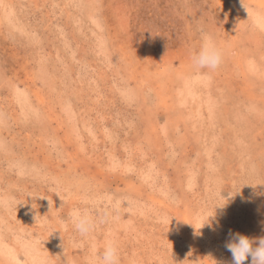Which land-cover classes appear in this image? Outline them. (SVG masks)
<instances>
[{"label": "rangeland", "instance_id": "374dc122", "mask_svg": "<svg viewBox=\"0 0 264 264\" xmlns=\"http://www.w3.org/2000/svg\"><path fill=\"white\" fill-rule=\"evenodd\" d=\"M230 230L264 236V0H0V264H231Z\"/></svg>", "mask_w": 264, "mask_h": 264}, {"label": "clouds", "instance_id": "9594fccd", "mask_svg": "<svg viewBox=\"0 0 264 264\" xmlns=\"http://www.w3.org/2000/svg\"><path fill=\"white\" fill-rule=\"evenodd\" d=\"M190 62L196 72L207 70L205 74L211 73L223 63V51L211 35L203 33L199 49L190 52ZM69 219L81 236H87L96 227V220L87 210L73 209L69 213ZM224 246L231 253V264H245L249 257L251 264H264V236L250 237L230 230ZM90 264H120V252L116 242H107L99 253L94 251Z\"/></svg>", "mask_w": 264, "mask_h": 264}, {"label": "bare ground", "instance_id": "6f19581e", "mask_svg": "<svg viewBox=\"0 0 264 264\" xmlns=\"http://www.w3.org/2000/svg\"><path fill=\"white\" fill-rule=\"evenodd\" d=\"M261 1V0H260ZM27 62V61H26ZM28 65V64H27ZM165 104V103H164ZM170 107V106H169ZM86 168H88V167H86ZM90 168V167H89Z\"/></svg>", "mask_w": 264, "mask_h": 264}]
</instances>
